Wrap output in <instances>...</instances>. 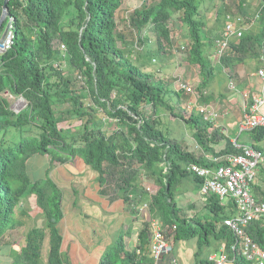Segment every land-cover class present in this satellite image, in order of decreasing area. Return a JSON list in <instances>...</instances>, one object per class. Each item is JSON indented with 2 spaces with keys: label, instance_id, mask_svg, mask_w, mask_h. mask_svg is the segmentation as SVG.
I'll return each instance as SVG.
<instances>
[{
  "label": "trees",
  "instance_id": "16d2710c",
  "mask_svg": "<svg viewBox=\"0 0 264 264\" xmlns=\"http://www.w3.org/2000/svg\"><path fill=\"white\" fill-rule=\"evenodd\" d=\"M259 2L256 28L231 39L216 57V44L226 22L221 19L228 13L246 17V0H238L235 11L220 0L215 26L205 19L204 0H10L9 14L0 28L1 37L11 21L13 41L0 52V248L15 243L5 237L24 226L27 211L21 204L28 197H34L46 219L45 226L27 231L25 245L12 253L11 264H40L46 241V264H69L70 259L63 257V236L58 230L64 217L63 192L50 173L77 156L98 172L99 193L110 201L121 199L126 212L133 215L132 221L140 219L142 223L134 248H128L125 239L133 232L130 225L112 237L97 264L155 263L150 250L151 221L139 216L144 202L163 231L176 225L174 240L197 237V260L213 264L209 255H198L204 246L214 244V251L224 245L226 264H253L239 252L238 237L224 224V218L231 214L229 208L234 210L229 207L232 202L224 204L210 194L186 208L178 204L188 190H201L202 181L188 170L189 163L214 166L215 157L239 153L240 149L226 139L225 146L215 150L211 142L219 137L218 128L209 131L213 123L181 101L184 88L176 90L180 100L172 102L167 83L155 73L160 69L148 67L151 57L159 61L177 57L174 36L180 34L184 39L179 47L184 51L182 63L198 68L199 80H191L194 92L201 101H209L204 89L217 66L225 67L233 78L238 64L249 58L260 61L264 53V0ZM3 3L0 0V17ZM126 5L132 9L120 19L118 12ZM173 30H177L175 35ZM64 57L68 68L82 77V91L71 85L73 75L64 74ZM7 90L21 96L26 106L15 111L4 95ZM163 110L191 127L189 134L171 136ZM249 132L252 145L260 148L264 127ZM187 135L202 151L197 153L196 144L192 145ZM35 155L45 157L48 167L44 176L34 179L28 162ZM145 177L155 184L154 191L146 185ZM196 204L202 207L191 212ZM246 231L264 249V221L253 220ZM173 257L170 253L168 260Z\"/></svg>",
  "mask_w": 264,
  "mask_h": 264
},
{
  "label": "rangeland",
  "instance_id": "374dc122",
  "mask_svg": "<svg viewBox=\"0 0 264 264\" xmlns=\"http://www.w3.org/2000/svg\"><path fill=\"white\" fill-rule=\"evenodd\" d=\"M153 1H157V0H148V2H153ZM225 1L229 5L232 6V9L234 11L237 10L236 4H237L238 0H225ZM246 1L249 2V0H246ZM219 2H220V0H204V5H206L205 9H207L206 13H205V19L208 21L209 25L215 26L214 23L216 22V12L219 8ZM259 5H260L259 0H251L250 5H249L250 7L247 6V16L248 17H246V18H247L248 22H246V26L249 27V29H255L256 28L255 27L256 22L253 21V19H254L255 13L257 12ZM131 9L132 8L129 5H126V7L120 9L118 12L119 18L123 19L126 15L127 10H131ZM225 20L226 19L224 17L221 19V21L223 23L225 22ZM170 26L175 28V26L172 22L170 23ZM177 30H178V33H180L179 29H177ZM177 30H173L174 35H175V33H177ZM183 41H184V39L182 38V36L180 34L178 37L174 36V49H175V52L177 54V57L169 56L164 61L163 60L159 61V59H157L155 57H151L152 58L151 62H150L151 64L148 67L149 69H151L153 71L160 69L159 71H156L155 73L158 74V76L167 83L168 88L170 89V92L172 95V97H171L172 102H174V103L177 100H180L178 95H176V90L180 89V87L182 86L183 83H189L188 80L191 77L194 78V76L196 75L195 73H197V69H196L197 67L189 65L187 63H182V56H183L184 51L179 50V47H180V44L183 43ZM61 49L64 52L65 49L62 47H61ZM257 62L258 61L254 62L253 59L249 58L246 60L245 64L247 67L248 66L250 67V70H249V74L251 76L250 80L252 79V82H254V81L257 82V81H260V79H261L262 84H264V79L257 73V66H258ZM61 65L64 68L63 72L65 75H69V74L73 75L74 82L72 81L71 85H75L76 87H78V89L80 91H82L84 89V86H83L84 81H83L82 77L79 76V73L76 70H70L68 68L69 61L67 60L66 57H64ZM52 80H54V78H52ZM227 80H228V76L226 74H224V72H222L221 69L220 70L215 69V73L212 76V80L210 81V83L215 81L217 83L218 87L220 88V91H222L226 88ZM189 84L194 89V84L192 82H190ZM257 85H261V84L257 83ZM260 94L263 95V93H260ZM4 95L8 98V100L11 103V107L15 111H18V110L24 108L27 104V102L21 96L13 94L9 90H7L4 93ZM183 95L184 96H182L181 101H183L184 104H186V106L188 108L192 107V105H194V104L193 103L191 105L189 104L190 99H191L190 93H187L185 91L183 93ZM195 95L197 98H199L196 92H195ZM67 105L69 106V104H64L63 107L67 108L68 107ZM147 109L150 110L151 107L148 106ZM161 113H162V118L164 120V123L166 124L165 126L168 127L169 134L171 136L175 137L177 135L181 136L183 134H185V135L189 134L191 127H189L188 125H185V123L182 120L175 117L174 115H172L167 110H165V111L163 110ZM105 121H107L106 123L110 122V121H108L107 118ZM203 122H204V120H203ZM76 124L77 123L75 122L74 125H76ZM62 125H64V123H62ZM209 129H211V127ZM221 131L224 133V136L226 137V139H230V138L235 139L237 137V134L239 133L236 120L234 122L232 121L231 125L228 127L227 130L221 128ZM190 135H187V138L190 140V142L193 145L195 142H194L193 138L190 137ZM246 135H247V131H244L243 133L240 132V134H239L240 137L238 136V140L242 141ZM259 147L264 153V144L261 143L259 145ZM73 164L81 167L80 169L84 171V172H81L79 177H76L74 179L71 177V175L69 173V172H71L69 170L70 165L67 166L68 173L66 172L65 174L62 173L63 175H60V173L58 171H56V173L54 174V171L52 170L50 174L54 175V177L56 178V180L58 182V186L62 189V192H63V211H64V213H66L64 216H66V218L71 219L72 217H74V216H72L73 213H78L79 214L78 217L80 219L81 226L89 227V228L93 229V232L90 233L89 235H92L93 237L98 239V237L100 236L99 232H98L99 229L97 228V225H98L97 222L98 221L96 223H93L92 219H94V218H92L90 220L88 217H85V216H88V215L94 216V214H99V213L101 214L102 212H98V209H96L94 211L93 209L90 210L89 208L84 207V206H86L85 199L86 200H89V199L84 196L83 190L81 188V186H83V184H81V180L83 177L86 179H89L92 175V177L94 178L95 175L98 174V172L93 170L90 166H88L84 162L83 158H81L79 156H77L74 159ZM64 166H66V164H64ZM28 167H29V172H30L32 178L35 179L39 176H44L45 170L48 167V160H46L45 157H43L42 155H35L29 160ZM82 167H85V169H82ZM86 167H88V169ZM145 179H146V185L150 186V189L154 191L156 189V186L153 183V181L149 177H145ZM68 180H69V182H68ZM88 182H87V184H88ZM255 182L259 183L262 187H264V162H262L259 165L258 174H257ZM253 192L255 193V191H253ZM196 196H197V193L192 191V189H190L187 191L186 194H184L180 198V200H178V204L182 205L183 207L186 208L188 204H191L192 201H196L198 199V198H196ZM73 197H75L74 202H76L75 208H73V205H72ZM226 201H227V198H224L223 203H228ZM21 205L27 211V214L24 216L25 224L20 229L9 232L7 237H5L6 240H9V241H12L15 243L12 247H8V248L7 247H3V248L1 247L0 248V264H11L12 253L19 248L20 244L25 245V242H26L25 237H26L27 231L33 226L42 227L45 224L46 219H44L40 208L38 206H36L35 199L33 196L28 197L26 199L25 203L21 204ZM199 207H202V204L201 205L196 204V208L192 209L190 211L194 212ZM85 211H91L92 212L91 214H93V215H90V214L85 215ZM126 214H127V216L132 215L129 212ZM139 216L141 219H143V218H146L147 220L153 219V217H151V215L149 213L148 208L143 210V211H140ZM154 219L158 220V218H154ZM116 220H118V218ZM72 223H74V225L76 224V222H74V221H72ZM116 224H118V221L116 222ZM118 225L121 226L120 224H118ZM136 225L138 227H140L142 225V223L136 222ZM109 228H110V230H112L109 233V236H110V234L114 235L115 232L113 231V229L111 227H109ZM124 228H125V226H124ZM79 231H80V229H79ZM94 231H95V233H94ZM136 231H138V228L136 229ZM184 232H187V231L184 230ZM112 235H111V237H112ZM82 236H83L82 234L80 236H78V238H79V244L78 245L81 246V248H75L74 245H71V244H70V247H68V248H66V247L61 248V250L63 252V257H66L68 260L70 259L69 264H94L96 258L99 259L100 255L103 252V249L101 250V248L98 246L92 248L89 245L84 244L83 242H84L85 238L83 239ZM61 247H62V245H61ZM213 247H214V244L212 245V247L204 246L202 248V251L199 253L198 256L200 258L206 257L208 253H211L214 251ZM197 249H198L197 237H187V236L186 237H178L175 240L174 247L172 249L173 251H171V253L176 254L179 264H205L204 260H197L196 259ZM47 250H48V243L46 241L44 246L42 247V257L40 260V264H46V255H47L46 252H47ZM169 255L170 254H168L166 256V261H167Z\"/></svg>",
  "mask_w": 264,
  "mask_h": 264
},
{
  "label": "built area",
  "instance_id": "2783aa9c",
  "mask_svg": "<svg viewBox=\"0 0 264 264\" xmlns=\"http://www.w3.org/2000/svg\"><path fill=\"white\" fill-rule=\"evenodd\" d=\"M245 29H247V26L241 13H228L223 35L217 41L214 56H220L229 41L240 38ZM12 41L13 32L10 30L4 40V44L0 46V51L10 47ZM62 48L65 49V46L62 45ZM257 73L264 79V53L261 56ZM180 88H184L187 93L195 96L194 89L189 83H183ZM230 88L235 89V83L231 82ZM263 103L264 97L259 94L252 96V102L245 103L238 123L239 132L264 127V112L260 110ZM198 112L203 114L204 119L213 123V131L218 127L216 125L218 111L215 107L210 105L201 106ZM231 141L234 146L240 149L239 153H227L215 157L214 160L217 163L214 166H204L192 162L188 164L187 168L200 177L202 181L200 193L204 199L208 195L213 194L221 202H223L224 198L234 201L236 212L224 218V224L233 230L236 237H238L239 252L246 259L251 260L253 264H264V249L256 244L246 231L247 226L253 220L264 221V199L257 198L252 192V185L256 180L259 165L264 162V155L259 148L252 144H239L236 138ZM147 208L148 203L146 202L139 206L140 211ZM150 221V250L155 258V264H179L176 257L165 260V257L173 249L176 225H173L167 231L169 233L167 236V232L163 231L162 225L158 220L152 219ZM223 249L224 245L218 253L209 255V260L213 264L227 263L228 257Z\"/></svg>",
  "mask_w": 264,
  "mask_h": 264
},
{
  "label": "crops",
  "instance_id": "0c3cea01",
  "mask_svg": "<svg viewBox=\"0 0 264 264\" xmlns=\"http://www.w3.org/2000/svg\"><path fill=\"white\" fill-rule=\"evenodd\" d=\"M250 2H251V0H249L247 6L250 5ZM246 17H248V16H246ZM246 17L244 16V21L247 20ZM254 18H255V15H254ZM253 21H254V19H253ZM245 25H246V23H245ZM247 29H249V27H247ZM212 59H213L212 62L214 63L215 62L214 56ZM253 60H254V62L258 61L257 59H253ZM257 65H258L257 66V69H258V67L260 66V61L257 62ZM196 69H197V73H195L196 75L194 76V78L191 77L188 80L189 83L191 82V80H194V81L199 80L198 68H196ZM216 69H218V70L221 69L222 72H224V74H226L228 76L226 88L224 90L220 91V88L218 87V85L215 81L210 83L208 88L204 89L205 94L208 95L207 98L209 101H207V102H203V101H201V99H198L197 97H195L196 95L193 96L192 94H190L191 95L190 101H192V103L194 105H192V107H190L188 109H190V110L194 109L196 112H198L199 107L206 106V105L213 106L217 109L218 117L216 119V125H218L217 130L219 131V137L217 138L218 140H216V141L212 140L211 145L213 146V148H215V150H219V149H222L226 144V137L224 136V133L221 131V128L227 130L228 127L231 125L232 121L234 122L235 120H236V123L238 125L239 119H240L242 112H243V106L245 105V103L246 102H252L251 98L253 95H256V94L262 95L260 93H263L262 96L264 97V84H262L261 79H260V81H257V82L256 81L252 82V79L250 80V77H251L249 74L250 67L249 66L247 67L245 63H241V64H238L236 66L233 78H231V75L225 69V67H221V65H220V67L217 66ZM231 82L235 83V85H236L235 89L230 88ZM257 83L261 84V85H257ZM192 103H189V104L191 105ZM260 110L262 112H264V103L261 105ZM209 131H213L212 127H211V129H209ZM243 132L244 131H242V133ZM239 134H240V132L237 134L236 139H238ZM177 136L180 137V135H177ZM177 136H175V137H177ZM233 139L234 138H232V139L230 138L229 140L231 141ZM194 142L196 144L195 140H194ZM238 142H240L239 144H252L254 141H253L251 132L247 131V135L244 137V139L242 141L238 140ZM261 143L264 144V139L262 141H260L258 145H260ZM195 149H196L197 153L200 152V150L202 151V148L200 146H198L197 144L195 145ZM207 153L209 154L210 152L207 151ZM73 161L66 163V166L62 165V166H58L55 169H53L54 174L56 173V171H58L60 173V175H63L66 172L68 173L67 166L70 165L69 170L71 172H69V173H70L71 177L73 179L76 177H79L81 172H84V171L80 169L81 167L74 165ZM86 168L88 169V167H86ZM82 169H85V167H82ZM50 176L53 178V180L58 185V182H57L56 178L54 177V175L50 174ZM68 182H69V180H68ZM87 182H88V184H87ZM81 184H83V186H81V188L83 190L84 196L89 199V200L85 199L86 206H84V207L89 208L90 210L93 209L94 211L96 209H98V212H102L101 214L99 213V214H94V216H89L88 214L93 215V214H91L92 212L91 211H85V215H88L85 217H88L90 220L92 218H94V219H92L93 223H96L98 221L97 222V224H98L97 228L99 229L98 232H99L100 236L97 239V238L93 237L92 235H89L90 233L93 232V229H91L89 227L81 226L80 219L78 217L79 214L73 213L72 216H74V217H72L70 219V218H66V216H64L62 218V220L58 223V230L61 233V235L63 236V241H62L63 244H62L61 248H63V247L68 248V247H70V244L74 245L75 248H81V246L78 245L79 244L78 236H80L82 234L83 239L85 238L84 242H83L84 244H87L92 248L98 246L102 250V249H104V247L107 244H109L112 241V237L119 230L126 229L130 225H132V227H133V232L125 235V239L128 243L127 244L128 248H130V249L134 248L136 246V242L138 240V231H136V229L139 228L136 225V222H141V220L138 219V220L132 221L133 215H128L129 217L127 216L126 213H128V212H126V210L124 208V203L121 199H118L115 201H110L108 198H106L105 196H103L99 193L100 184L98 181V174L95 175L94 178L92 177V175L89 179H86L83 177L81 180ZM263 189H264V187H262L259 183L255 182L253 185V188H252V192L255 191V193L253 192V194L257 198H261ZM200 196L202 197L201 193L197 192L196 198H199ZM74 198L75 197H73L72 201H74ZM226 202H228V203L230 202V204H231V202L233 203L229 207H233L234 210L229 208V212H231L230 215L234 214L236 212V206H235L234 201L227 200ZM224 204H227V203H224ZM73 208H75V207L73 206ZM62 209H63V202H62ZM65 214L66 213H64V215ZM117 218H118V220H116ZM72 221L76 222V224L74 225V223H72ZM117 221H118V224H120L121 226L116 224ZM123 225L125 226V228ZM109 227H111L113 229V231L115 232L114 235L110 234V236H109V233L112 231V230H110ZM79 229H80V231H79ZM94 233H95V231H94ZM111 235H112V237H111ZM174 243H175V240L173 242V247H174ZM19 246L21 247L24 245L20 244ZM219 251L220 250L213 251L211 253H208L207 255H212L214 253H218ZM175 257L177 258L176 254H175ZM165 260H166V257H165ZM97 262H98V259L96 258L94 264H97Z\"/></svg>",
  "mask_w": 264,
  "mask_h": 264
},
{
  "label": "water",
  "instance_id": "95a60500",
  "mask_svg": "<svg viewBox=\"0 0 264 264\" xmlns=\"http://www.w3.org/2000/svg\"><path fill=\"white\" fill-rule=\"evenodd\" d=\"M10 0H4L3 3V12L2 15L0 17V28L3 24V21L5 20V18L8 16V4H9ZM11 30V21H9V23L7 24L2 36L0 37V45L4 44V40L7 36V34L9 33V31Z\"/></svg>",
  "mask_w": 264,
  "mask_h": 264
},
{
  "label": "bare ground",
  "instance_id": "6f19581e",
  "mask_svg": "<svg viewBox=\"0 0 264 264\" xmlns=\"http://www.w3.org/2000/svg\"><path fill=\"white\" fill-rule=\"evenodd\" d=\"M1 46V45H0Z\"/></svg>",
  "mask_w": 264,
  "mask_h": 264
}]
</instances>
